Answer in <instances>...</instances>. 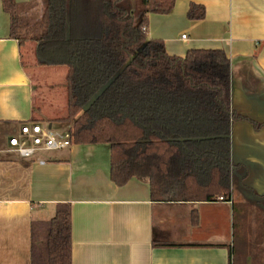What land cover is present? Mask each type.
<instances>
[{"label":"crops","instance_id":"0c3cea01","mask_svg":"<svg viewBox=\"0 0 264 264\" xmlns=\"http://www.w3.org/2000/svg\"><path fill=\"white\" fill-rule=\"evenodd\" d=\"M16 2L26 20L42 10L41 0ZM190 2L205 7L203 19L187 18ZM147 21L148 36L162 39L171 55L223 49L230 60L232 108L264 124V0H175L169 14L149 13ZM9 27L0 0V264H30L31 223L52 218L60 202L71 208V264H230L232 251V263L252 264L250 248L256 245L264 263V238L255 240L244 225L234 228L232 203L257 200L264 207V125L232 123V201H152L142 178L117 186L109 178L107 144H71L21 157L9 138L31 122L64 133L57 119L65 114L66 97L57 113L49 112L58 97L48 70L35 63V43L19 47ZM42 151L52 155H36Z\"/></svg>","mask_w":264,"mask_h":264},{"label":"trees","instance_id":"16d2710c","mask_svg":"<svg viewBox=\"0 0 264 264\" xmlns=\"http://www.w3.org/2000/svg\"><path fill=\"white\" fill-rule=\"evenodd\" d=\"M42 2L33 26L16 0H1L9 37L19 47L35 43L36 65L66 67L65 114L57 120L70 123L71 144H107L110 180L122 186L146 179L152 201H232V123L246 119L255 129L264 124L232 108L224 50L171 55L162 39L148 36V14H169L175 0ZM186 16L203 19L205 7L190 2ZM256 201L232 202L234 228L244 225L255 240L264 238V207ZM196 218L193 211V224ZM30 233V264H71L69 203H57L52 218L32 222ZM250 251L252 264H264L261 246ZM232 256L230 264H236Z\"/></svg>","mask_w":264,"mask_h":264},{"label":"built area","instance_id":"2783aa9c","mask_svg":"<svg viewBox=\"0 0 264 264\" xmlns=\"http://www.w3.org/2000/svg\"><path fill=\"white\" fill-rule=\"evenodd\" d=\"M181 40H186L187 35L181 34ZM12 150L21 157H31L40 150H55L71 145L68 130L64 133H54L48 127H43L38 122L24 123L20 126V135L12 136L8 140ZM40 160L39 163H43ZM223 200L222 197L218 198Z\"/></svg>","mask_w":264,"mask_h":264},{"label":"rangeland","instance_id":"374dc122","mask_svg":"<svg viewBox=\"0 0 264 264\" xmlns=\"http://www.w3.org/2000/svg\"><path fill=\"white\" fill-rule=\"evenodd\" d=\"M41 2H42V0H41ZM40 6L42 7V10H43V2L40 4ZM42 10H41L40 13H39V11H37L34 14H32L30 17H28L27 21L30 24H32L33 26L36 25L38 23L40 17H41ZM40 70L43 71V72H46L48 70L46 72V74H48V76H49L47 81H49V82L52 81L50 83L53 84V86L51 88L52 89L51 93L58 97L54 101L53 106H52V103L49 104V112L51 113L53 110H55V112L57 113L58 112V110H57L58 106L62 105V103H63L62 99H64V102H65V97H66L65 83H64L65 82L64 78H65V74H66V67L65 66H60V65L59 66H56V65H54V66H41ZM43 90H44L45 93H46V90L48 92V87H43ZM57 102L59 104H57ZM35 103L38 104V105L40 104L39 100H36ZM44 105L47 107V105H48L47 102L44 103ZM68 125H69V122H61L57 126L60 128L59 130H64L63 132H66L68 130ZM48 154H49V156H51L52 155V151H49V152L42 151V152H38L36 155L47 156Z\"/></svg>","mask_w":264,"mask_h":264}]
</instances>
